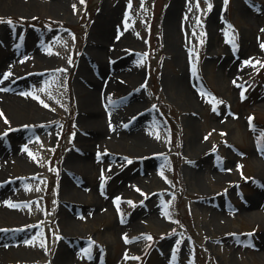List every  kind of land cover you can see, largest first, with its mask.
Listing matches in <instances>:
<instances>
[{
    "label": "rangeland",
    "instance_id": "rangeland-1",
    "mask_svg": "<svg viewBox=\"0 0 264 264\" xmlns=\"http://www.w3.org/2000/svg\"><path fill=\"white\" fill-rule=\"evenodd\" d=\"M0 21V91L27 105L0 102V264H264V0H0Z\"/></svg>",
    "mask_w": 264,
    "mask_h": 264
},
{
    "label": "bare ground",
    "instance_id": "bare-ground-1",
    "mask_svg": "<svg viewBox=\"0 0 264 264\" xmlns=\"http://www.w3.org/2000/svg\"><path fill=\"white\" fill-rule=\"evenodd\" d=\"M101 50H100V48L99 47H97L96 48V50L94 51V54H95V56H96V58H100V56H101V52H100ZM92 54H93V52H92ZM93 58H94V56L93 55H91ZM88 72V67H85L84 69H83V71H82V76L86 79V81L89 79L90 81H91V84H94L95 86H94V88H93V90H91L92 91V93L90 92H86L85 94L86 95H84L86 98H84L85 100H86V102L89 104V105H94L95 103H96V96H97V98L98 99H100L101 97L97 94V92H95V89L97 88V86L99 87V85L97 84L98 82L93 78L92 79V77H91V75H90V73H87ZM116 77V78H115ZM115 77H112L111 79V81H108L106 84H105V90L107 91V92H113V90L115 89V82H116V80H117V76L115 75ZM119 77H123V76H119ZM181 77H182V75H181ZM101 87L102 86H100L99 88L101 89ZM114 88V89H113ZM188 93H189V96H192V94L190 93V91H188ZM134 97H136V94H134L133 95ZM21 98H20V95L19 94H11V95H8L7 93H5V92H1L0 91V102H3L4 104H5V106H6V111L8 110V111H11V112H16V111H23V109H26L27 108V105L26 104H22V103H25V102H23V101H21L20 100ZM190 99V98H189ZM2 106H4V105H2ZM1 105H0V107H2ZM95 106H97V105H95ZM97 108H99V107H97ZM132 108H134V106L132 105L131 106V108L130 109H132ZM91 111V113L92 112H94L95 111V113L96 114H94V115H92L91 116V118H89V121H91L92 123H97L98 125L100 124V125H102L103 127H104V129L106 130V127L108 126V125H110V126H118V124H116L113 120H114V118H115V116H113V117H107L103 112H102V110H96V109H94V110H90ZM97 111H99V112H97ZM143 115H140V116H138V117H136L133 121H132V123L130 124V126L131 125H133V124H135L139 119H141V117H142ZM88 121V122H89ZM114 122V123H113ZM144 133H145V130H143V129H140V130H138L137 131V133H135V135H137L135 138H137V139H139V138H141L143 135H144ZM139 142H141V141H139ZM136 145H138L137 147H140L139 145L140 144H138V142H137V144ZM19 152V154L20 155H23V153L21 152V151H18ZM24 156V155H23ZM254 160L258 163V164H261V165H263L264 166V164H262V160L261 159H258V158H254ZM75 164H73V166L74 165H82V163H79V161H75L74 162ZM69 164H70V161H69ZM83 165H84V167L85 168H87L88 167V165L86 164V163H83ZM87 169H89V167L87 168ZM252 205V204H251ZM247 216L248 217H251V218H254V217H262L263 218V216H262V213H261V211H259V210H257V208L255 207V208H253V207H251V208H249V210L247 211Z\"/></svg>",
    "mask_w": 264,
    "mask_h": 264
},
{
    "label": "snow or ice",
    "instance_id": "snow-or-ice-1",
    "mask_svg": "<svg viewBox=\"0 0 264 264\" xmlns=\"http://www.w3.org/2000/svg\"><path fill=\"white\" fill-rule=\"evenodd\" d=\"M227 2H228V0H225V4H227ZM81 3H84V0H81ZM131 5H129V7H130ZM73 7H75V6H73ZM197 7H198V5H197ZM209 10H211V5L209 4ZM0 22H4V21H0ZM7 23H9V24H11V21H7ZM228 34L226 33V36H227ZM261 48L262 49H264V44H262L261 45ZM245 63V65H248V66H253V67H255V64H253L252 63V61L251 60H249V61H245L244 62ZM256 63H260L259 61H257ZM260 66L261 67H264V64H260ZM194 71V70H193ZM8 75H10V74H5V76H4V78L5 79H7V76ZM233 83H235V81L233 82ZM237 87H242V86H240V85H237ZM6 90V89H5ZM41 91H43V89H41ZM241 97L243 98V92H241ZM33 98H35V99H38V97H33ZM42 104H43V101H40ZM45 107H47V105L45 104L44 105ZM214 111H215V108L213 109ZM0 115H2V114H0ZM251 117L249 118V121H251ZM5 122H7V121H5ZM262 138H264V134H262ZM157 139H159V136H157ZM205 139H207V137H205ZM26 150V149H25ZM31 155V154H30ZM130 162V161H129ZM167 165L166 164H163L161 167L163 168V167H166ZM161 175H163V173L161 172ZM37 190H39V189H37ZM118 199V198H117ZM130 204H131V202H129ZM9 206H11V207H16V205H9ZM164 208H165V211H164V215L165 216H167L168 215V212H167V206L165 205L164 206ZM142 238H146V239H151V237H142ZM126 242H128L127 241V239H126ZM179 243V242H178ZM84 252L87 254V253H89L90 252V249H85L84 250Z\"/></svg>",
    "mask_w": 264,
    "mask_h": 264
}]
</instances>
